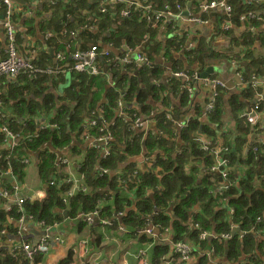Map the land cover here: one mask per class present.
Here are the masks:
<instances>
[{
  "label": "trees",
  "instance_id": "16d2710c",
  "mask_svg": "<svg viewBox=\"0 0 264 264\" xmlns=\"http://www.w3.org/2000/svg\"><path fill=\"white\" fill-rule=\"evenodd\" d=\"M149 1L160 8L171 0ZM227 2L232 8L230 18L234 30L243 26L246 30L240 31L237 37L226 36L228 48H225L226 41L216 52L215 47L222 44L218 35L227 34L218 26L209 41L201 38L205 42L200 39L199 45L189 54L201 61L205 57L229 60L232 54L239 56L236 66L245 84L239 92L222 90L214 109L206 116L203 108L193 104V99L188 97L184 82L180 83L182 78L163 77V70L156 68V64L139 68L120 63L108 65L100 56L96 66L107 64L110 68L109 85L107 74L101 69V72L89 73L74 68L71 53L92 45L98 49L109 45L112 51H123L126 44L131 48L139 47L138 50L149 58L151 40L159 47L162 45L157 37L159 29L147 26L139 13L126 7L125 2L109 3L104 12L100 11V0H57L55 4L44 5V10L53 9L54 14L61 11L62 21L51 23L57 33L55 61L42 65L39 58H32L35 67L50 72L36 73L31 77L23 74L28 81L27 87L39 97L30 100L28 106H25L24 99L19 102V116L27 113L30 117L17 121L13 127L9 125V118L0 114V129L8 125L21 135L13 150L0 146V179L6 182L3 175L10 170L20 189L26 168L20 158L35 154L38 176L46 196L35 201L26 199L21 208L11 205L6 210L5 206L12 203L16 192L11 182H6L7 197L0 196V235L4 234L6 227L10 232L17 230L14 224L21 218L51 225L62 222L64 213L68 219H78L82 228L88 223L78 215L98 209L95 219L99 223L107 219L114 230L123 227L128 236L136 237L140 244L154 241L153 237L139 232L147 224L146 219L150 218V223L158 225V232L168 226L174 240H186L192 246V254L198 256L199 264H264V160L259 159L264 152L263 145L254 141L256 133H264V99L259 103L260 119L255 127L239 116L252 105L258 92H264V31H249V27L257 23L264 26V21L241 19L248 11H263L264 2ZM126 8L128 13L122 15ZM14 18L18 19L17 12ZM173 23L171 21L167 27ZM166 31L170 32L169 29ZM167 37L164 48L168 49H176L177 42L182 40L173 32ZM209 49L212 50L207 52ZM57 53L62 57L57 58ZM46 55L51 59L49 54ZM66 71L71 75L68 85H65ZM252 76L262 83L253 86ZM60 86L61 95L56 92ZM11 91L12 88L6 93L2 91V98L5 100ZM13 93L18 95L20 91L14 89ZM170 96L180 98V105L189 108L177 107ZM155 102L161 103L158 111L153 110ZM188 113L192 117L187 126L178 127L177 122L183 121ZM45 114L50 126L41 128L38 117ZM136 117L146 125L129 129ZM231 118L234 122L232 130V126L229 127ZM91 119L96 123L85 131L83 125ZM52 124H56L55 127H51ZM101 126L112 135L111 153L101 159L99 148L85 150L78 163L90 190L77 192L64 202L61 194L68 185L63 175L57 172V155L75 139L85 141L82 134H88V137L99 135ZM197 135L229 147L226 156L230 169L226 180L210 170L213 157L194 140ZM1 138L0 130V142ZM74 150L81 152L78 146ZM138 165V173L123 188L117 177L125 172L130 174ZM102 166L109 169L108 173L99 174L98 168ZM225 182L229 183L228 187L219 190L218 187ZM189 217L191 221L188 222ZM234 226L237 231L231 234ZM202 230L209 234L203 239L199 236ZM223 233H230V237L222 238ZM149 250L151 264H158L159 256L166 253L169 246L155 242ZM210 250L214 252L213 262H209L206 256ZM43 257V252H36L30 258L19 248L0 247V264H39Z\"/></svg>",
  "mask_w": 264,
  "mask_h": 264
},
{
  "label": "crops",
  "instance_id": "0c3cea01",
  "mask_svg": "<svg viewBox=\"0 0 264 264\" xmlns=\"http://www.w3.org/2000/svg\"><path fill=\"white\" fill-rule=\"evenodd\" d=\"M12 1L15 10L18 13V19H15V21L16 32L18 34L16 43L19 53L30 59L39 58V61L42 63V65H44V63L47 64L50 60L52 61V63H54V43L57 40V33L53 30L51 23H59L62 21L60 16L61 11L58 12V14H54L55 11H53V9L51 11L44 10V5H49L48 0H22V2L17 0ZM188 1L189 0L183 1L184 11H187L186 14H184L183 11V17L186 18L193 15H199L201 18L202 13L199 12L198 7L193 2ZM189 3L190 5H188ZM209 11L210 12L202 15V19L205 22H193L184 20L182 18H176L177 20H172L174 21L173 26L175 35L182 39L180 42H177L176 49H174L173 47H170L169 49L167 47L164 48L169 38L167 36L171 35L172 29L168 28L166 25L157 26L156 28L159 29L157 37L162 41V45L159 47V45L157 46V43H155L153 39L151 40V58L147 56L150 62L148 66L151 67L152 63L156 64V68H158L159 70H163V77L165 76L166 78L174 77L175 71L181 72L184 70H197L201 73L203 72L200 69L201 67L205 68V70L210 67V73H208L206 76H216L229 83L234 82L235 74L236 72H238V69L236 66L237 64L233 63V61L237 62L236 59L239 56L232 54L231 59L229 60H225L224 58L205 57L203 61L190 57L189 53L192 51V47L195 45V48L196 45H199V42L201 41L205 42L203 39L209 41L212 31L220 26L221 19L223 18V9L218 7ZM166 29H169L171 33L167 32ZM254 29L264 31V26L261 23H257L254 27H249L250 32H254ZM244 30H246L244 26L239 27L237 30H234V26H232L230 30L224 32L227 33L224 36L219 34V38H216H218V41H220L222 44L217 46V48L215 47L214 50L217 52L219 50L218 48L223 47L226 41L227 43L225 45V48L227 49L228 38H226V36L237 37L239 32ZM215 36L217 35H214L213 37ZM163 41H165V45L163 44ZM186 42L188 44H186L184 50L178 48L179 43ZM5 49V36L0 29V60L5 56ZM132 49L138 50L139 47H135ZM166 49H168L169 52H167ZM210 50L212 49L207 50V52H209ZM117 51L121 50L118 49ZM46 54H49L51 59H49ZM98 57L100 58V56ZM198 62L202 64L199 65ZM98 67L99 70L101 69L102 71L106 72L109 85L111 81L109 73L110 68L107 66V64H101ZM64 74L66 81L65 85H68L71 80V75L69 71H66ZM183 82L184 80L180 79V83L182 84ZM27 83V78L25 80L23 73H19L18 76H16L13 80H10L6 77L0 78L1 92L4 91V93H6L9 88H12L11 93L7 94V98L5 100L2 98V115H6L9 118V125L13 127L16 126L17 121H22L25 118L30 117V115H28L27 113H24L22 117L19 116L20 100H26L25 106H28L30 100H38L39 98L38 96H36L34 91L30 90L27 87ZM198 83L200 82L194 83L193 92L189 96V98L193 99V104L204 108L208 100L209 91L207 88ZM14 89H17L18 91H20V93L18 95L17 93L16 95H14ZM240 89L241 87H238L237 89H230L227 91L239 92ZM56 92L61 95L63 93L62 86H60V88ZM170 100L173 101L177 107H184L180 105V98H172L170 96ZM160 106V102L153 103V110L158 111ZM185 107L189 108V106ZM190 114L191 113H188L185 118ZM47 118L48 116L46 114L43 115V117H41L40 115L37 121L38 125L42 127L45 126V124H48ZM231 126L232 130L234 126L233 118L230 119L229 127ZM0 146H5L7 148V146L1 142ZM75 146H78V149L81 152L75 151ZM90 146L91 144L89 140L79 142L75 139L70 146L59 151V154L57 155L58 160L66 155H71L72 159H76L77 162H80L85 150ZM29 158L30 161L26 165L25 177L22 185L20 186L19 194L28 195L30 196V201H35L43 199L46 196V192L38 176L37 157L35 156V154H31L29 155ZM57 172L59 174H62L64 177L65 173L59 168L57 169ZM6 180L4 181L8 183L11 182L10 179L6 178ZM6 182H3V180L0 179V189H4V185L6 184ZM189 221H191L190 217L188 222ZM14 227H16L17 230L14 229L12 230V232H10L6 227V230L2 232L4 234L0 235V247L11 250L23 241H29L28 243H35L36 241H38L43 232L42 227L37 224V222L30 219H28L26 222L18 221V223L14 224ZM113 228L114 227L110 226V224L106 225L99 223L98 219H95L91 225L85 224L82 228H80L78 219H68L66 217V214L64 213L62 222L54 224L51 232L54 237H58L62 241H50L49 248L47 252L44 253L43 260L39 264H141V260L137 257V252L139 249L146 248L147 250H149L152 248L155 242H162V244L171 247L169 240L167 239V236L165 234H162L163 238L160 237V235L159 238H154L152 245H147L140 244L139 240L134 236H128L126 230L123 231L120 228L114 230ZM235 229L237 228L235 227ZM84 240H86L85 247L82 245V241ZM73 249L77 250V254L72 253ZM147 258L151 264L150 250L148 251ZM159 264L162 263L160 262ZM186 264H199L198 256L193 255L191 260Z\"/></svg>",
  "mask_w": 264,
  "mask_h": 264
},
{
  "label": "built area",
  "instance_id": "2783aa9c",
  "mask_svg": "<svg viewBox=\"0 0 264 264\" xmlns=\"http://www.w3.org/2000/svg\"><path fill=\"white\" fill-rule=\"evenodd\" d=\"M183 1L187 0H171L170 2L164 3L160 8H156L149 0H100V4L102 5L100 11H105V6L109 3L115 2H125L126 7L133 8V10L137 11L139 15L144 19V22L149 27H157L159 25H168L173 19L177 20L176 18H182L184 20H189L193 22H205L202 19V15L210 12L209 10L214 8H222L223 9V18L221 19V23L219 26L220 31L227 32L233 26L231 21V13L232 8L231 5L227 2V0H189L193 2L197 7L200 13H202L201 18L199 15H193L191 17H183L184 11V3ZM188 1V2H189ZM244 2L251 3H260L264 2V0H243ZM57 0H48V3L55 4ZM0 7L2 9L1 17H0V29L2 30L5 40H6V49H5V56L3 59L0 60V78L6 77L10 80H13L19 73H23L28 77L34 76L36 73H49L50 70H44L37 68L33 65L30 58L24 57L22 54L19 53L17 49L16 43V21H15V14L16 10L12 0H0ZM128 8L122 10V15H126L128 13ZM242 20L245 19H256L259 21H264V10L256 12L248 11L247 15H243L241 17ZM170 29L172 32L175 33L173 24L170 25ZM73 34V31L71 32ZM186 43H179L178 48L184 50ZM195 46V45H194ZM192 47V49L194 48ZM138 48V47H137ZM123 52L120 54L121 51H112L111 46H105L102 49H98L96 45H92L89 48L83 50H76L71 53L70 57L75 61L74 68L78 71L87 70L89 73H98L99 68L96 66L97 57L101 56L105 58V61L108 65H118L119 63L122 65H130L134 68H139L142 65L148 66L150 64L148 57L144 52L139 50H134L128 47L126 44L123 45ZM62 55L60 53L57 54V58H61ZM233 63L238 64V61ZM175 77H180L184 80V86L187 91L188 97L193 92V85L196 82H200L198 84L202 85L203 87L207 88L209 91L208 100L203 108L204 116H206L209 112L214 109V104L216 101L217 96L222 90H230V89H237L238 87H242L245 82H243V77L241 73L238 71L235 74V80L232 83L224 81L223 79L216 77V76H202L200 72L197 70L193 71H175ZM251 82L253 86H256L259 83V79L255 76L251 77ZM264 85V80H263ZM264 99V92H258L256 97L254 98V102L252 105L250 104L249 108L239 114L240 117H244L246 122L255 127L260 119V114L258 112L259 103ZM120 114H122V103L121 101L118 102ZM3 105H2V94L0 90V114L2 115L3 112ZM192 114L188 115L183 121H178V127H185L187 126L188 122ZM123 119L126 120L127 118L125 115ZM95 120L91 119L86 124L83 125L85 131L89 130L91 126L95 125ZM264 123V122H263ZM56 124H52L51 127H55ZM146 122L142 121L139 117L134 119L131 128H140L145 126ZM50 124H45L43 127H48ZM255 129V128H254ZM1 143L7 146V148L11 151L15 148L18 144L19 140L21 139V135L19 133L13 132L8 125H3L1 127ZM256 130V129H255ZM99 135L88 137V134H82L84 137L89 140L91 146L90 147H97L100 150V157L101 159L107 158L111 153V141L112 135L111 133L106 130L103 126L98 128ZM106 132V133H105ZM85 139V141H86ZM194 140L199 144L200 148L208 151L213 157V163L210 165V170L216 171L219 174V178L226 180L228 177V157L226 153L229 150V147L226 145L221 144L216 140H212L204 135H197L195 136ZM254 141L263 145V152H264V133H256L254 136ZM254 151H257V147L254 146ZM30 161L29 156H22L20 158V162L24 164H28ZM57 166L61 171L65 173L64 175V182L68 185V188L61 194L62 200L66 202L69 197L73 196L77 192H86L90 190V187L87 184L86 178L84 173L80 170L81 166L76 161V159H72L71 155H66L60 158L57 162ZM99 174L108 173L109 169L107 167H99ZM139 165L136 166L130 174L124 173L117 177V181L124 185L123 188L126 187L128 182H131L132 178L136 176L138 173ZM4 174L10 175V180L15 192V197L12 203L5 206L6 210H9L11 205H17L21 208L23 202L26 199H29L30 196L28 195H21L19 194V187L16 184L15 177L12 176L10 170L6 171ZM229 185L228 182L221 184L218 189H225ZM0 196L7 197V191L4 189H0ZM232 212V209L230 210ZM119 214H121L119 212ZM98 215V209L93 210L91 213L88 214H79L78 217L84 219L88 224L92 223ZM23 218L20 219L22 221ZM28 219V218H27ZM259 219V218H257ZM24 220V219H23ZM150 218L146 219V225L139 229L140 233H144L147 236H151L153 238L162 237V234L167 236L171 247L166 253H163L159 256V263L162 264H186L188 263L194 254H192L193 249L192 246L187 242L180 239H173L171 231L169 232V227L166 226L163 228L161 232H158V225L150 223ZM102 224L109 225L110 221L107 219L101 220ZM42 229L43 232L35 243H28V242H21L18 244L14 249H21L23 253L27 257H32L33 254L36 252H47L50 241H59L61 242L58 237H54L52 232V227L54 224H45L43 221L37 222ZM121 230L125 231L123 227H120ZM235 229V226L234 228ZM209 234L205 231L200 233V238H206ZM222 238H229L230 233H223L221 234ZM163 238V237H162ZM86 240L82 241V245L85 247ZM152 245V244H147ZM148 251L146 248H141L137 252V257L141 260V264H150L147 254ZM73 254H77V250H72ZM147 253V254H146ZM214 254L213 250H210L206 253L209 262L212 261V255ZM158 263V264H159Z\"/></svg>",
  "mask_w": 264,
  "mask_h": 264
},
{
  "label": "water",
  "instance_id": "95a60500",
  "mask_svg": "<svg viewBox=\"0 0 264 264\" xmlns=\"http://www.w3.org/2000/svg\"><path fill=\"white\" fill-rule=\"evenodd\" d=\"M17 1H21L22 2V0H17ZM188 5H190V3ZM186 13H187V11H184V14H186ZM210 70H211L210 67L207 68L205 71L201 72V75L202 76H206L208 73H210ZM259 159L264 160V155L260 156ZM3 177H5L7 179H10V175L9 174H4ZM26 221H27V219L23 220V222H26ZM235 231H237V229L233 230L231 234H234Z\"/></svg>",
  "mask_w": 264,
  "mask_h": 264
},
{
  "label": "rangeland",
  "instance_id": "374dc122",
  "mask_svg": "<svg viewBox=\"0 0 264 264\" xmlns=\"http://www.w3.org/2000/svg\"><path fill=\"white\" fill-rule=\"evenodd\" d=\"M202 231H203V230H202ZM202 231H201V232H202ZM169 232H170V229H169ZM201 232H200V233H201ZM183 241H186V240H183Z\"/></svg>",
  "mask_w": 264,
  "mask_h": 264
}]
</instances>
